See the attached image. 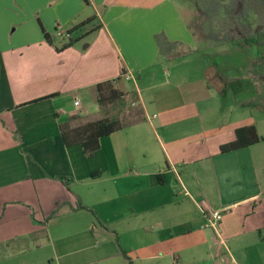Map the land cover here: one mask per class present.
Listing matches in <instances>:
<instances>
[{
  "label": "crops",
  "instance_id": "crops-1",
  "mask_svg": "<svg viewBox=\"0 0 264 264\" xmlns=\"http://www.w3.org/2000/svg\"><path fill=\"white\" fill-rule=\"evenodd\" d=\"M187 11L176 0H0V264H264L253 55L196 44ZM58 26L87 41L60 49ZM157 34L175 51L161 55ZM107 80L144 119L87 157L58 125L98 117ZM249 125L260 142L219 152ZM211 210L217 235L202 228Z\"/></svg>",
  "mask_w": 264,
  "mask_h": 264
},
{
  "label": "trees",
  "instance_id": "trees-1",
  "mask_svg": "<svg viewBox=\"0 0 264 264\" xmlns=\"http://www.w3.org/2000/svg\"><path fill=\"white\" fill-rule=\"evenodd\" d=\"M199 30L202 38L214 46L227 45L251 50L253 58L247 70V76L257 83L264 94V0H197ZM39 23V22H38ZM45 41L52 44V39L39 23ZM67 34H69L67 32ZM67 42L60 49L73 45L78 39ZM158 52L170 55L177 46L167 42L162 34L154 36ZM59 50V49H57ZM125 93L114 87V81L107 80L96 85V105L99 118L72 116L58 125L60 138L65 147L79 145L85 156L89 157L99 149V140L103 137L133 125L144 119L141 110L131 114L130 106L124 101ZM120 106L122 110L114 106ZM115 109L109 114L106 107ZM120 116V118H118ZM136 118L130 121L129 117ZM82 123L72 124L76 121ZM254 125L235 129L232 141L219 146L221 154L236 151L260 142ZM97 175V174H92Z\"/></svg>",
  "mask_w": 264,
  "mask_h": 264
},
{
  "label": "rangeland",
  "instance_id": "rangeland-1",
  "mask_svg": "<svg viewBox=\"0 0 264 264\" xmlns=\"http://www.w3.org/2000/svg\"><path fill=\"white\" fill-rule=\"evenodd\" d=\"M196 1L197 0H176V2L178 3V5H180V6H182V7H185V8H189V11H187L186 13H185V16H186V19L187 20H189L188 21V24H187V29H188V31L191 33V35L193 36V38H194V42L196 43V44H200L202 41L200 40V38H201V36H202V33H201V31L198 29L199 28V26H198V23H199V16H200V13L197 11V8L195 9V7H196ZM59 28H58V31H61V32H63V33H69V36H74V37H76V36H78L79 35V32L78 31H76L75 32V30L77 29V27H75L73 30H66V29H64L63 27H61V26H58ZM68 29V28H67ZM55 36V35H54ZM83 39V38H82ZM67 42V40L66 39H63V40H59V39H57L56 38V40H55V42L58 44V43H60V44H62V43H64V42ZM79 41V43H81L82 41H87V40H81L80 38H78V40H77V42ZM76 42V43H77ZM209 45L210 46H212V44L211 43H209ZM215 50H209V53H207L208 55H211V54H213V52H214ZM251 51V50H250ZM263 55H264V48H263ZM187 60H189V61H194L191 65H189V66H196V67H199L200 65H202V62H201V60H199L198 58H195V57H191V58H188ZM216 60H220L219 59V57H216ZM126 106H130L129 104H127L126 103ZM114 107H116V108H119L120 110H122V108L120 107V106H118V105H116V106H114ZM106 109H107V111H108V113L109 114H115L116 113V110L113 108V109H111L110 108V106H108V107H106ZM130 110H131V114L133 115V114H135L136 112H138L139 110H140V108L139 107H137V106H130ZM93 113V111H92V108H89L88 106H87V108L83 111V114H85V115H89V114H92ZM76 116H79V115H76ZM95 119L96 118H99V115H98V117H94ZM118 118H120V116L118 117ZM129 120L130 121H134V120H136V118H134L133 116H131V117H129ZM77 123H82V120L81 121H76V122H73L72 124L74 125V124H77Z\"/></svg>",
  "mask_w": 264,
  "mask_h": 264
},
{
  "label": "built area",
  "instance_id": "built-area-1",
  "mask_svg": "<svg viewBox=\"0 0 264 264\" xmlns=\"http://www.w3.org/2000/svg\"><path fill=\"white\" fill-rule=\"evenodd\" d=\"M54 37L59 39V40H63V39H68L69 38V34L67 33H63L61 31H58L56 30L54 32ZM128 78V76L126 77ZM73 105L74 106H78L79 103L77 100H75L73 102ZM205 224L203 225L202 228L204 229H208L212 232H214V234H218L219 232V223L221 221V218H222V214H221V211H218V210H211V211H208L206 214H205ZM234 264V263H232Z\"/></svg>",
  "mask_w": 264,
  "mask_h": 264
}]
</instances>
